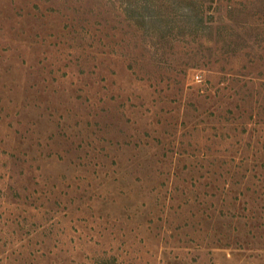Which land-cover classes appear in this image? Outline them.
Returning a JSON list of instances; mask_svg holds the SVG:
<instances>
[{
  "label": "rangeland",
  "instance_id": "1",
  "mask_svg": "<svg viewBox=\"0 0 264 264\" xmlns=\"http://www.w3.org/2000/svg\"><path fill=\"white\" fill-rule=\"evenodd\" d=\"M0 264H264V0H0Z\"/></svg>",
  "mask_w": 264,
  "mask_h": 264
}]
</instances>
